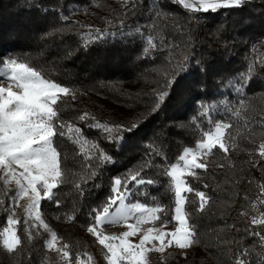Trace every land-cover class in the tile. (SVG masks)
<instances>
[{"label": "trees", "instance_id": "trees-1", "mask_svg": "<svg viewBox=\"0 0 264 264\" xmlns=\"http://www.w3.org/2000/svg\"><path fill=\"white\" fill-rule=\"evenodd\" d=\"M132 3L0 0V65L16 58L46 79L75 90L74 100L69 95L58 105L61 120L79 126L82 139L97 143L112 157L111 163L100 165L99 153L91 144L83 146L85 155L74 136L57 135L54 145L61 154L66 182L54 189L53 201L42 200L45 219L68 245V259L77 262V255L83 256L90 246L84 234L90 223L89 210L110 195L114 177L135 174L151 160V167L141 175L155 183L137 187L132 182L133 196L126 202L163 204L170 221L167 225L174 226L175 198L168 190L170 179L165 170L179 160L185 148H194L204 132L213 131L217 122L228 123V153L217 147L208 156L207 170L195 169L194 176H185L194 190L185 192V210L196 225L198 243L189 248L187 258H182L180 249L170 250L165 260L150 251L147 264H236L237 251L245 264H262L264 244L250 233L264 235V224H252L253 217L264 216V159L259 155V145L264 143V0H244L241 6L214 12H189L175 0H138L132 12ZM157 10L163 14L157 16ZM205 20L200 35L197 22ZM90 29L105 35L92 42L95 32ZM148 35L157 48L144 58ZM85 41L86 48L82 46ZM183 56L189 58L183 71L175 77L165 72L169 60ZM173 78L175 82L165 88V79ZM241 83L246 87L237 92ZM161 91L168 95L154 110ZM85 112L89 118L81 121ZM92 117L110 125L138 127L123 133L122 143H110L92 127ZM255 161L257 168L253 169ZM93 171L95 178L84 183ZM196 191L210 197L202 212ZM12 196L14 190L0 181V199L4 200L0 232L7 226L9 212L5 209H13ZM160 215L163 219L164 213ZM149 224L161 225V221ZM110 227L105 224L101 230ZM17 234L21 245L15 252L8 253L0 244V264H47L49 233L28 226L21 215Z\"/></svg>", "mask_w": 264, "mask_h": 264}, {"label": "snow or ice", "instance_id": "snow-or-ice-1", "mask_svg": "<svg viewBox=\"0 0 264 264\" xmlns=\"http://www.w3.org/2000/svg\"><path fill=\"white\" fill-rule=\"evenodd\" d=\"M133 0L132 7L129 9L135 12L136 3ZM185 10L191 11H216L220 8H228L233 6H241L244 0H175ZM127 3V0H125ZM163 13L157 10L156 15L161 16ZM66 19V18H65ZM56 31H62L57 29ZM95 32V40L102 39L104 33L99 29L89 30ZM142 30H138L141 32ZM83 40V37H81ZM83 47L88 46V41L82 44ZM157 45L153 42V37L148 35L146 38V46L143 47V57L147 58L155 50ZM189 63V58L183 56L181 60H169V68L165 72H170L173 77L177 72L183 71L184 66ZM251 70V66H249ZM0 75H3L9 81V87H0V169L3 170V182L7 185L10 179H15L16 191L11 197L13 203L20 198L28 197V206L26 213L29 217H33L39 222L36 227H43L46 232L50 233V239L46 241V246L52 248L53 242L57 240V233L50 229L49 225L42 220L39 208L44 199L53 201L54 189L66 182L65 172L61 167V154L54 145V138L59 135L73 139L81 144V153H84V145L91 144V148L95 149L99 155L96 157L100 165L112 162V157L105 150L101 149L97 143H92L87 139H82V129L71 123H65L60 118L61 108L58 106L63 97L71 96L76 98L75 90L67 86H62L58 82L46 79L40 71L25 62H18L16 58L7 59L0 65ZM243 80V74H241ZM175 82L173 79H165L164 87L170 88ZM13 87L18 91H13ZM246 87L243 83L237 88ZM167 92L161 91L157 94V102L154 110H158L166 99ZM227 103V102H224ZM243 105V101H241ZM206 110V109H205ZM89 118L88 113H83L79 119L84 121ZM94 124L92 127L104 135L106 142L122 143L123 133L132 132L138 125L133 124L127 126L124 124H109L100 122L92 117ZM228 123L217 122L213 131H206L203 139L198 141L194 148L188 147L183 150V154L179 156V161L183 162L171 164L165 170V177L170 179L168 190L174 195L175 209L172 220L175 222L174 230L170 232L163 231L170 221L165 213L163 204H155L148 206L143 202H127L133 196L129 185L135 182L137 187L143 184H154L155 181L145 179L141 172L151 167V160L142 165L141 171L130 176L114 177L110 187V195L99 206H94L89 210L88 219L90 221L87 232L92 234L99 245L106 249L105 259L107 264H147V253L151 248H146V244H152L157 252H163L168 246L175 245L180 250L188 249L198 243V233L192 217L185 210L187 197L183 193L193 192V188L188 186L185 176H194L193 169L207 170V164L198 162L201 157H207L213 153L217 147L224 153H228V140L225 130L230 128ZM259 155L264 157V143L259 145ZM86 155V154H85ZM153 155L152 152L149 156ZM156 156L160 153L156 152ZM87 158V157H86ZM15 166V167H14ZM16 167L23 169L17 173ZM97 173L91 172L84 183H88L95 178ZM205 188L208 185H204ZM77 190L83 195V189L77 185ZM195 195L199 198L198 211H204L210 197H207L204 191H196ZM4 200L0 199V206H3ZM55 206L60 207V201L55 200ZM9 212L7 217V225L0 232V244L8 253L15 252L21 245V239L14 229V225L18 221L14 218L12 206L5 209ZM164 213V218H161ZM73 219V217H68ZM135 220V223H127L129 231H124L117 236H109L105 234L101 228L105 224L117 225L126 223L129 220ZM161 221V227H148L143 231L138 243H132L128 237L135 236L140 232V226L147 223ZM252 224H264V216L260 219L253 217ZM259 236L260 241L264 244V235L260 233H250ZM31 239V233L28 234ZM119 240V243L113 241ZM159 242L156 246L155 242ZM68 245H64L62 253L64 258L69 256L66 250ZM58 252L61 249H56ZM239 257L236 264H245V260ZM88 260H92V256H88ZM77 264H82L79 255H77Z\"/></svg>", "mask_w": 264, "mask_h": 264}, {"label": "rangeland", "instance_id": "rangeland-1", "mask_svg": "<svg viewBox=\"0 0 264 264\" xmlns=\"http://www.w3.org/2000/svg\"><path fill=\"white\" fill-rule=\"evenodd\" d=\"M197 24H199L197 26L199 27V29H198L199 30V34L201 35V33L204 31L206 20L203 21V23L197 22ZM200 35H199V37H200ZM215 45L218 47L217 43H215ZM0 87H4V88H8L9 87V81L3 75H0ZM13 91H18V89L13 87ZM262 159H264V157H262ZM207 161H208V156L207 157H201L200 160H198V162H204V163H206ZM175 163H180L181 166H182L183 162L178 160ZM253 163H254L253 169H256L258 162L255 161ZM194 170L195 169H193V171ZM16 171H17V173H19L20 171H23V169H20V168L16 167ZM3 175H4L3 170L0 169V177H3ZM0 181L3 182V179H0ZM7 186L9 188L13 189L14 190V194H15L16 187H17L16 183H15V179H10L9 183L7 184ZM183 195L185 196V193H183ZM28 202H29L28 201V197L25 196V197L20 198L15 203H13V209L12 210L14 212V218L18 221L20 216L24 215L28 226L29 225L30 226L38 225L39 222L35 221L33 217H29L28 214L25 211L27 206H28ZM39 211H40L42 220L45 223L48 224V222L45 219L46 217H45V214H44L41 206L39 208ZM127 223H135V220L132 219V220L127 221L126 223L122 222V223L117 224V225H112V227L108 228L107 230H105L103 232L105 234L109 235V236H117V237H119L120 234L123 233L124 231H129L130 230L127 227ZM13 227L17 231V224L14 225ZM49 227L52 230L50 225H49ZM148 227L160 228L161 225H153V224H149V223L143 224V225L140 226V232H138L135 236L128 237L129 241L132 242V243H138L141 235L143 234V231L146 230ZM174 227H175V225L174 226L166 225L165 227H163V231L170 232V231L174 230ZM84 234H85L86 238H88V240L90 241V246L88 247V249L85 252V254L80 257V260H81L82 264H107V261L105 259L106 249H104L103 246L98 244V242L96 241L95 237L92 234H90L88 232H85ZM49 235H50V233H49ZM49 239H50V236L48 237L47 240H49ZM113 242L114 243H119V240H116V241H113ZM155 243H156V246H159V242L158 241L155 242ZM146 248H151L152 249L151 251L159 254V256L161 257L162 260H165V255L170 250L178 249V248L175 247L174 244L172 246L166 247L163 252H157L152 244H146ZM56 249H61V251L58 252ZM64 250H65L64 249V244L62 243V241L59 238H57V240L55 242H53L52 248H48L47 264H77V262L70 261L68 259L69 256L67 258L63 257L62 253H63ZM181 252H182V254H181L182 258H187L191 254V251H190L189 248L181 250ZM148 253L146 254L147 255V259H148ZM201 254L202 253H201L200 250H198L196 252L197 256H200ZM241 254L242 253L240 251L236 252L237 259L239 257H241ZM89 255L92 256V260L91 261L88 260V256ZM122 264H127V262L124 261V262H122ZM262 264H264V262Z\"/></svg>", "mask_w": 264, "mask_h": 264}]
</instances>
